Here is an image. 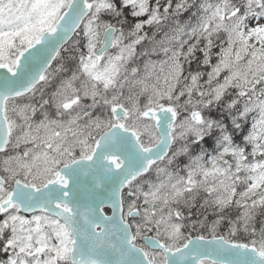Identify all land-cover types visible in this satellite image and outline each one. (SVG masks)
I'll return each instance as SVG.
<instances>
[{"label": "snow or ice", "instance_id": "snow-or-ice-1", "mask_svg": "<svg viewBox=\"0 0 264 264\" xmlns=\"http://www.w3.org/2000/svg\"><path fill=\"white\" fill-rule=\"evenodd\" d=\"M0 264H264V0H0Z\"/></svg>", "mask_w": 264, "mask_h": 264}]
</instances>
